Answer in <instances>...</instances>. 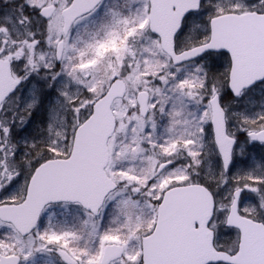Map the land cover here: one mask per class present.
Instances as JSON below:
<instances>
[{"label": "snow or ice", "instance_id": "snow-or-ice-1", "mask_svg": "<svg viewBox=\"0 0 264 264\" xmlns=\"http://www.w3.org/2000/svg\"><path fill=\"white\" fill-rule=\"evenodd\" d=\"M0 264H264V0H0Z\"/></svg>", "mask_w": 264, "mask_h": 264}]
</instances>
